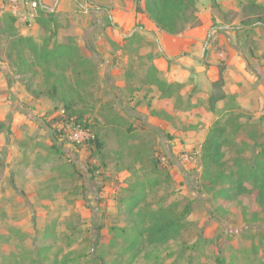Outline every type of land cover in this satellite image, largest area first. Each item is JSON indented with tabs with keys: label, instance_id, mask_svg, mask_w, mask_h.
Returning a JSON list of instances; mask_svg holds the SVG:
<instances>
[{
	"label": "rangeland",
	"instance_id": "obj_1",
	"mask_svg": "<svg viewBox=\"0 0 264 264\" xmlns=\"http://www.w3.org/2000/svg\"><path fill=\"white\" fill-rule=\"evenodd\" d=\"M135 1L40 0L41 20H16L0 30V264H264V201L228 182L214 186L209 181L217 168L202 178L205 136L193 132L197 124L183 136L153 129L155 118L168 119L151 105L168 93L152 71L153 57L163 52L159 41L133 27L90 31L93 20L105 17L103 8L132 21L127 7L135 10ZM240 1L249 0H215L218 18L211 14L210 26L223 19L239 28L217 30L215 37L204 32L197 50L200 60L213 59L228 71L223 90L235 96L225 106L233 141L223 149V168L234 178L237 158L253 162L254 142L264 141V27L240 30ZM203 8L197 7L198 18ZM15 36L33 43H14ZM181 38L185 46L189 38ZM45 42L48 48L75 46L84 61L73 57L42 67L31 46L37 50ZM201 77L208 106L212 88ZM64 101L84 114L85 128L61 122ZM213 118L211 112V125ZM96 133L106 142L104 159L92 156L86 143ZM131 187L143 192L132 213L127 200L120 201ZM159 205L182 216L178 230L163 242L141 237L132 244L128 229L149 227L152 220L143 213ZM185 207L189 213L180 214Z\"/></svg>",
	"mask_w": 264,
	"mask_h": 264
},
{
	"label": "trees",
	"instance_id": "obj_2",
	"mask_svg": "<svg viewBox=\"0 0 264 264\" xmlns=\"http://www.w3.org/2000/svg\"><path fill=\"white\" fill-rule=\"evenodd\" d=\"M211 1V7H215V0ZM197 3L198 0H143V6L140 4V0L135 1V11L144 13L147 18L153 22L156 28L169 34L178 35L183 33L186 29L191 27H196L200 24L199 18L197 16ZM240 12L242 16V26L240 30H246L251 26L264 27V4H260L255 0H249L247 4L239 2ZM41 20L38 17L37 21ZM16 23V18L10 14H5L0 16V30H2L5 24L13 25ZM133 35H131L132 37ZM13 42L19 41H29L33 43L31 38L25 37H14ZM12 42V43H13ZM48 42L43 43L37 50L32 44L31 48L34 51L35 61L38 65L46 67L50 63L55 65L69 61L73 57H77L79 61H84L78 57L77 48L70 45H57L54 48H48ZM223 68L219 69V78L211 82L212 91L207 97V103L209 110L213 114V122L205 135L201 146V160L203 162V168L201 176L204 180L209 179L212 175V171L217 168L216 175L212 180H208L213 185H218L220 183L228 182V187H232L235 190H240L241 193H256L257 198L260 201H264V141H255L253 148H251V153L254 156V161L246 160L245 158H237L234 165L236 166V177L234 178L233 171H226L223 168L225 162H223L224 157V147L227 144H231L233 138L229 136L228 128L229 121L227 116L226 103L234 102V94H226L222 90L224 85V79L222 76ZM165 86L168 90L163 97H169L171 95V90L175 87L181 86L179 83L171 82L166 83L164 81L158 82V87L162 88ZM218 102H223L224 107L218 108ZM72 102L64 101L63 104V116L61 122L63 124L69 123L71 126H79L85 128L84 126V114L77 111L71 105ZM129 125L128 130H131ZM87 129V128H86ZM236 129H231L232 135L236 134ZM53 137H58L59 132L53 131ZM87 145L92 150L90 153L92 156L97 155L104 159V154L106 150V142L99 138L98 134L89 136L87 138ZM55 152H60L56 143L51 144ZM153 171H159V165L156 160H153ZM167 178V176H164ZM232 183V185H231ZM225 189H222V194L226 193ZM125 197L120 198V201L127 200L128 209L130 213L135 209L138 201L141 200L143 192L129 188L125 191ZM169 210L170 206L159 205L155 209H150L148 212H144L143 216L152 220L149 227H139L137 226L128 229L126 234H132L130 236V241L132 244H137L138 239L143 237L147 243L163 242L172 236L179 228L181 224L182 216H174ZM189 213V207H185L180 214L186 215ZM139 215L140 213H135ZM141 220V219H140ZM143 224V220H141ZM222 264L223 261H218Z\"/></svg>",
	"mask_w": 264,
	"mask_h": 264
},
{
	"label": "crops",
	"instance_id": "obj_3",
	"mask_svg": "<svg viewBox=\"0 0 264 264\" xmlns=\"http://www.w3.org/2000/svg\"><path fill=\"white\" fill-rule=\"evenodd\" d=\"M126 4V0H124ZM129 5V4H128ZM198 8L204 7L202 12H200L199 18L202 24L198 27L192 29L191 32L187 33L184 32L180 35H169L161 30H152V27H155L152 21H150L144 13L138 12L131 9L130 6L127 7V10L133 11L132 18L133 20H129L125 18L118 9H108L103 8L102 13L105 15L99 20L92 22L95 23L94 27L90 28V31L94 30L97 31H105L109 30V27L115 28L119 27L120 30H128L129 28L133 27V30L139 28L140 34H145L147 36H153L155 40L159 41L160 46L163 48V52L161 51V56L153 57V65L152 70L157 73L158 82L165 81L166 83H179L181 86L176 87L174 89V93L169 97H162L161 99H157L156 97L152 100L151 105L152 107H157L162 109L163 113L168 116V119H154L156 120L157 127L153 128L156 132H158L161 128H166L170 134L175 136H183L186 134H190L188 126L191 125H198L196 129H193L196 132L197 136L204 137L206 135V131L211 125L209 122L210 119V110L208 106L203 104L204 94L202 92L203 89L202 85L199 84L198 79L202 76L207 81L208 84L217 80L219 78V70L216 67V62L213 59L209 60H200L203 58V54L198 53V47L200 45V40L203 33L207 31L208 35L215 37L217 35V30L219 32L227 33V30L231 29L235 31L239 27H228L226 22H230L228 20H221L222 25L212 28L210 26V15L213 14L216 18V11L212 9L210 0H199L197 4ZM226 17V16H225ZM223 18V17H222ZM227 18V17H226ZM136 23H140V26H135ZM156 29V27H155ZM215 29V30H213ZM157 31V32H156ZM142 32V33H141ZM154 34V35H153ZM189 38L186 42L185 46L182 45V36ZM125 37H128L127 35ZM219 43L222 44L225 38H221V35H218ZM195 43L194 45H192ZM190 48V49H189ZM190 50V54L186 53L185 50ZM210 65H207V64ZM208 66V68H207ZM227 69H229L227 67ZM227 72L225 70L222 71V76L225 80L227 79ZM160 74V75H159ZM189 77L193 78L192 83H187V79ZM201 77V78H202ZM124 82V81H122ZM222 87V90L224 88ZM122 88L121 86H117ZM114 87L118 92L119 88ZM224 93L225 90H223ZM227 94V93H226ZM176 121V123H174ZM202 122L206 123L204 128H201ZM154 123V124H155ZM176 124V125H175ZM187 124V128L179 126ZM177 148V147H176Z\"/></svg>",
	"mask_w": 264,
	"mask_h": 264
},
{
	"label": "built area",
	"instance_id": "obj_4",
	"mask_svg": "<svg viewBox=\"0 0 264 264\" xmlns=\"http://www.w3.org/2000/svg\"><path fill=\"white\" fill-rule=\"evenodd\" d=\"M42 5L40 0H0V12L24 22L37 21Z\"/></svg>",
	"mask_w": 264,
	"mask_h": 264
}]
</instances>
